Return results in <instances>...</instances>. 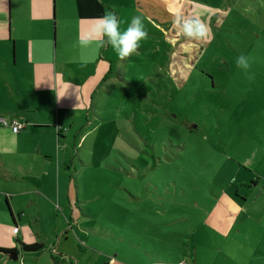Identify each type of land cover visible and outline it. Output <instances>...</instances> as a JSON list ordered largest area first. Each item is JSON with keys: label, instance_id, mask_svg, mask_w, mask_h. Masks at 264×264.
<instances>
[{"label": "rangeland", "instance_id": "obj_1", "mask_svg": "<svg viewBox=\"0 0 264 264\" xmlns=\"http://www.w3.org/2000/svg\"><path fill=\"white\" fill-rule=\"evenodd\" d=\"M260 1L117 0L121 29L139 15L148 35L129 57L114 48L106 53L100 62L108 63L107 73L79 88L90 98L80 118L75 96L59 122L52 100L35 92L29 75L17 85L32 90L34 101L41 96L37 120L56 138L62 129L69 136L59 157L69 161L66 169L71 165L74 211L67 220L60 210L41 217L51 243L92 248L86 252L92 261L84 264H190L195 234L212 243L207 221L222 194L249 198L264 191ZM177 14L201 18L209 37H185L174 23ZM242 55L247 70L237 64ZM12 75L9 66L0 82ZM83 213L92 218V236L74 222L82 223ZM57 215L66 224L61 235L54 230Z\"/></svg>", "mask_w": 264, "mask_h": 264}, {"label": "crops", "instance_id": "obj_2", "mask_svg": "<svg viewBox=\"0 0 264 264\" xmlns=\"http://www.w3.org/2000/svg\"><path fill=\"white\" fill-rule=\"evenodd\" d=\"M259 3L255 9L264 17V0ZM122 12L117 0H0V72L10 66L13 74L0 82V247L15 253H0V264H84L88 258L92 261L86 253L92 248L84 251L61 239L55 246L44 235L40 223L44 214L60 210L67 220L74 211L69 187L71 165L66 169L69 161L59 157L63 140L70 147L69 136L64 137L62 129L56 138L54 129L37 120L34 115L43 110L41 96L34 101L28 96L32 90L27 92L17 85L23 86L29 75L35 92L52 100L59 122L61 111L72 108L70 98L75 96L82 104L77 112L80 118L89 94L79 88L88 87L89 79L96 81L107 73L108 63L100 61L113 47L96 41L85 48L79 38L97 18L112 13L120 21ZM52 41L56 43L54 49ZM57 93L66 95L58 99ZM17 95L21 96L19 101ZM3 119L21 122L26 128L14 134L1 123ZM63 183L68 184L66 191ZM239 194L224 193L219 198L207 221L212 243L199 241L195 234L190 264H264V191L249 198L250 193L240 194L243 197ZM74 222L79 231L92 236L90 216L83 213L82 223ZM84 225L87 227L82 228ZM15 228L19 229L16 235ZM54 230L57 235L66 230L61 215H57ZM35 245L40 248H25ZM53 249L57 252L55 257L50 252ZM14 256L17 260H12Z\"/></svg>", "mask_w": 264, "mask_h": 264}, {"label": "clouds", "instance_id": "obj_3", "mask_svg": "<svg viewBox=\"0 0 264 264\" xmlns=\"http://www.w3.org/2000/svg\"><path fill=\"white\" fill-rule=\"evenodd\" d=\"M174 23L181 28L182 34L187 38L205 40L210 35L207 24L199 17L186 18L177 14ZM147 35L141 16H134L130 25L122 30L116 15L108 13L95 20L92 27L79 38V44L87 48L96 41H99L100 44L107 43L115 49L119 57L126 58L138 49L140 42L146 39ZM237 64L244 70L250 67L248 58L243 55L237 58ZM65 95L63 93L56 94L58 99Z\"/></svg>", "mask_w": 264, "mask_h": 264}, {"label": "built area", "instance_id": "obj_4", "mask_svg": "<svg viewBox=\"0 0 264 264\" xmlns=\"http://www.w3.org/2000/svg\"><path fill=\"white\" fill-rule=\"evenodd\" d=\"M1 123L6 126V127H10L12 129V132L14 134H19L20 132H22L25 128H26V125L21 123V122H12V123H9L7 122L6 120H1ZM19 232V229L16 228L14 229L13 233L16 235L18 234Z\"/></svg>", "mask_w": 264, "mask_h": 264}, {"label": "trees", "instance_id": "obj_5", "mask_svg": "<svg viewBox=\"0 0 264 264\" xmlns=\"http://www.w3.org/2000/svg\"><path fill=\"white\" fill-rule=\"evenodd\" d=\"M25 248L29 251H35V250L39 249L40 246L39 245H35V246H31V247L26 246ZM0 253L5 254V255H14L15 254L14 251H12V250L1 249V248H0Z\"/></svg>", "mask_w": 264, "mask_h": 264}, {"label": "water", "instance_id": "obj_6", "mask_svg": "<svg viewBox=\"0 0 264 264\" xmlns=\"http://www.w3.org/2000/svg\"><path fill=\"white\" fill-rule=\"evenodd\" d=\"M12 260H17V256L12 257Z\"/></svg>", "mask_w": 264, "mask_h": 264}]
</instances>
